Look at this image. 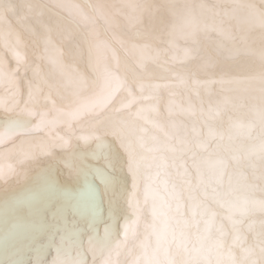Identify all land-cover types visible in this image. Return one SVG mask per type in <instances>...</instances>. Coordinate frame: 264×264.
Masks as SVG:
<instances>
[{
	"label": "snow or ice",
	"instance_id": "snow-or-ice-1",
	"mask_svg": "<svg viewBox=\"0 0 264 264\" xmlns=\"http://www.w3.org/2000/svg\"><path fill=\"white\" fill-rule=\"evenodd\" d=\"M0 114V181L91 141L111 191L115 139L131 219L94 264H264V0H0Z\"/></svg>",
	"mask_w": 264,
	"mask_h": 264
},
{
	"label": "bare ground",
	"instance_id": "bare-ground-1",
	"mask_svg": "<svg viewBox=\"0 0 264 264\" xmlns=\"http://www.w3.org/2000/svg\"><path fill=\"white\" fill-rule=\"evenodd\" d=\"M67 2L87 4L93 0ZM120 55L123 59V54ZM128 75L131 78V73ZM220 87L219 84L211 86L214 92ZM0 119V131H3L6 117L0 114ZM226 121V114L215 117L214 129L222 130L227 126ZM103 139L117 169L111 191L103 190L87 166L95 164L90 159L96 148L91 141L77 140L67 151L54 150L50 156L28 161L17 175L0 181V264H4V253L13 248L16 252L6 256L7 264L14 260L23 264L19 257L23 252L26 260H33L32 264H94L90 246L102 248L120 238L122 226L131 219L127 208L131 181L126 171L120 170L124 158L115 139ZM12 163L14 158L0 155V170ZM70 170H75V174L70 175ZM36 229L40 231L34 232ZM26 230L31 231L25 236ZM106 234L109 240L105 239ZM8 235L11 237L4 242ZM31 244L26 250L29 253L23 251Z\"/></svg>",
	"mask_w": 264,
	"mask_h": 264
},
{
	"label": "water",
	"instance_id": "water-1",
	"mask_svg": "<svg viewBox=\"0 0 264 264\" xmlns=\"http://www.w3.org/2000/svg\"><path fill=\"white\" fill-rule=\"evenodd\" d=\"M0 125H1V119H0ZM100 186V185H99ZM29 231H31V230H26V231H24L23 232V234L26 236V235H28L29 234ZM40 230L39 229H36V230H34V232H39ZM11 237V235H8V236H6L4 239V242L5 241H7L9 238ZM27 239V238H26ZM22 240H25V239H22ZM29 246H32V244L31 245H27V247L23 250V251H26V250H28V249H30V247ZM13 247H14V242H13ZM15 248H13L11 251H6L5 253H4V257H5V261L3 262L4 264H5V262H6V264H7V257L6 256H8V255H11V254H14L16 251H13ZM20 251H22V250H20ZM26 252H28L29 253V251H26ZM24 254H25V252H23V253H21L20 255H19V257H21L22 258V260H23V264H32L33 263V260H26L25 259V257H24ZM14 256V255H13ZM12 256V257H13ZM12 264H21L20 263V261H19V263H18V261H16V260H14L13 262H12Z\"/></svg>",
	"mask_w": 264,
	"mask_h": 264
}]
</instances>
